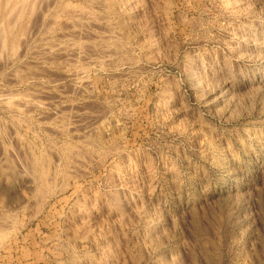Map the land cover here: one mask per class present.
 <instances>
[{
	"label": "rangeland",
	"instance_id": "374dc122",
	"mask_svg": "<svg viewBox=\"0 0 264 264\" xmlns=\"http://www.w3.org/2000/svg\"><path fill=\"white\" fill-rule=\"evenodd\" d=\"M0 28V264H264V0H0Z\"/></svg>",
	"mask_w": 264,
	"mask_h": 264
},
{
	"label": "bare ground",
	"instance_id": "6f19581e",
	"mask_svg": "<svg viewBox=\"0 0 264 264\" xmlns=\"http://www.w3.org/2000/svg\"><path fill=\"white\" fill-rule=\"evenodd\" d=\"M22 1V0H21ZM6 2H8V1H6ZM10 2V1H9ZM17 2V1H16ZM26 2V1H25ZM42 2V1H41ZM6 6H7V3H6ZM40 8V7H39ZM38 8V9H39ZM22 9H24V8H22ZM16 10V9H15ZM35 10V9H34ZM14 13V12H13ZM32 13V12H31ZM20 14V13H19ZM15 16V15H14ZM21 16V15H20ZM22 17V16H21ZM21 19V18H20ZM32 21V20H31ZM12 23H13V21H12ZM9 25H11V24H9ZM2 27V26H1ZM11 27V26H10ZM1 29V28H0ZM27 30V29H26ZM3 31V30H2ZM2 36V35H1ZM4 37V36H3ZM2 41V40H1ZM3 43H5V42H3ZM2 43V44H3ZM4 45V44H3ZM1 47V46H0ZM18 51V50H17Z\"/></svg>",
	"mask_w": 264,
	"mask_h": 264
}]
</instances>
